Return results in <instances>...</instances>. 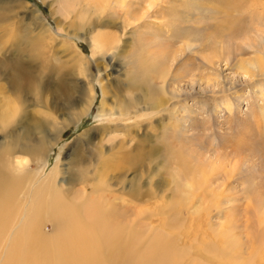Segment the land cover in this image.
<instances>
[{
    "label": "rangeland",
    "instance_id": "obj_1",
    "mask_svg": "<svg viewBox=\"0 0 264 264\" xmlns=\"http://www.w3.org/2000/svg\"><path fill=\"white\" fill-rule=\"evenodd\" d=\"M224 1L127 0L100 19L92 0H0V147L25 177L21 210L45 181L174 243L182 264H264V0Z\"/></svg>",
    "mask_w": 264,
    "mask_h": 264
},
{
    "label": "bare ground",
    "instance_id": "obj_2",
    "mask_svg": "<svg viewBox=\"0 0 264 264\" xmlns=\"http://www.w3.org/2000/svg\"><path fill=\"white\" fill-rule=\"evenodd\" d=\"M92 1L99 4L97 14L102 19L108 4L119 3L122 5L127 0L125 2H120V0ZM159 1L162 0H150L147 10L149 11ZM220 4L223 6V2ZM161 16L165 17L163 14ZM232 23L233 21L227 20L223 29L226 34L234 31ZM97 24L106 27L115 25L112 20H100L97 21ZM112 36L108 32L100 34L96 41L97 47L94 45L95 48L93 49H101L105 43H114L116 38ZM7 60H9L10 64V57ZM18 64L21 65L20 62ZM5 72V60L0 58V73L4 75ZM2 87H0V94H2L0 98L4 99L2 100L3 106L1 108L4 106L8 108L11 100L9 96L4 97L3 94L5 92ZM10 88L17 94H23L26 87L23 82L17 81ZM6 110L4 109L0 112L2 118L7 117L9 112H6ZM69 122H76V119ZM68 125L69 123L60 126L59 135L63 128ZM25 130L30 132L28 129ZM28 146V144L22 145L24 148ZM13 152V144L0 147V244L2 241L8 244L7 248L2 251L0 264H182L180 253L174 243L167 240L162 247V244L157 241L150 243L140 241L143 233L139 232L133 225L125 227L117 223L108 222L107 219L116 216L117 213L111 212V209L104 210L98 204L94 205V199L92 200L85 193L82 206H75L73 205L74 202L70 201L71 199L68 200L67 198V201H64L61 198L62 193L61 195L56 191L53 193L50 183L39 185L40 183H46L41 181L37 184L39 188L34 186L36 190L29 191L31 192L29 205L24 210H21L22 207L21 205L19 206L15 198L17 197L16 192L18 193L19 188L22 186V184L19 186V182L21 183L25 177L22 175L14 176L10 171L12 164L5 158V156H8L7 154L12 155ZM15 164L20 168L24 165L17 161ZM86 184L88 186L91 184L94 186L98 185V178L93 175L88 178ZM46 191L49 192L50 196H46ZM49 214L58 218L59 224L56 231L52 234H47L42 226L43 217L49 218ZM17 216H20L22 221L21 219L18 221L20 222L18 227L13 231V236L8 239L10 229L16 224Z\"/></svg>",
    "mask_w": 264,
    "mask_h": 264
}]
</instances>
